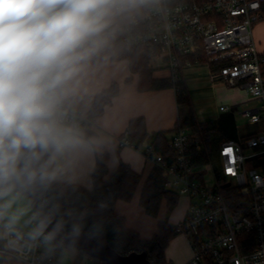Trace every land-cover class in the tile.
<instances>
[{"label":"built area","instance_id":"obj_1","mask_svg":"<svg viewBox=\"0 0 264 264\" xmlns=\"http://www.w3.org/2000/svg\"><path fill=\"white\" fill-rule=\"evenodd\" d=\"M262 20L261 0H131L110 18L98 39L107 47L121 42L128 53L149 55L150 63L160 61L174 83L183 79L186 67L202 62V54L208 64L226 62L210 72V81L246 88L260 104L243 108L241 115L257 124L264 122V58L254 27ZM63 112L67 124L85 130L84 116L64 105ZM246 135L243 141L222 140L218 149L223 184L247 196L246 212L228 204L213 166L214 183H206L201 167L212 163H194L195 151L203 144L189 127L169 136L174 150L170 158L151 143L136 145L127 131L116 138L119 147L133 146L159 166L167 188L190 198L187 214L176 224L192 247L191 258L182 264H264V126ZM41 245L0 241V264H80L77 259L61 260L67 244L58 251H53L54 244L49 250Z\"/></svg>","mask_w":264,"mask_h":264},{"label":"clouds","instance_id":"obj_2","mask_svg":"<svg viewBox=\"0 0 264 264\" xmlns=\"http://www.w3.org/2000/svg\"><path fill=\"white\" fill-rule=\"evenodd\" d=\"M131 0H0V241L51 244L61 224L29 198L82 146L63 103L110 18Z\"/></svg>","mask_w":264,"mask_h":264},{"label":"trees","instance_id":"obj_3","mask_svg":"<svg viewBox=\"0 0 264 264\" xmlns=\"http://www.w3.org/2000/svg\"><path fill=\"white\" fill-rule=\"evenodd\" d=\"M262 1V13L264 15V0ZM264 58V52L262 53ZM202 62H207L208 57L200 56ZM128 59L133 72L139 74V87L141 89H155L167 86L176 88L178 118L171 131H158L153 136L151 145L157 152L167 158L174 154V150L168 144L169 134L180 127H189L195 133L203 146L195 151L194 163L204 165L212 161V155L219 147V143L225 139H238L243 141L248 135H239L235 116L232 112L223 113L218 119L201 121L197 117L192 103L187 84L183 79L175 83L170 78H155L150 67V57L139 51L128 53L120 42L117 45L105 46L99 42L96 50L84 63ZM83 63V64H84ZM226 62L211 61L210 67L216 69ZM264 76V61L261 65ZM118 91L117 83L94 96L86 118V136L90 135V120L101 114L106 104L111 101ZM64 100V107L71 108V101ZM128 137L136 145H140L147 138L145 119L142 116L132 118L129 121ZM220 181V187L227 197V202L234 209L247 211L248 198L237 187H225L221 170L214 168ZM91 188L78 183L61 182L53 183L49 188L37 191L30 199L33 209L43 206L44 211L52 214L53 221H59L61 230L68 234H85L92 238H102L110 246L121 253L133 250L146 251L152 263L170 264L166 259V248L172 238L180 234L176 224L168 221L166 215L158 223V230L150 238L141 237L138 231L128 227L126 218L116 212L115 206L119 199L131 200L139 184L141 174L135 171L125 161L110 170L108 166V153L97 155L96 164L92 172ZM179 194L165 186V177L162 169L155 165L147 176L141 191L140 203L147 214L157 216L163 201L166 202L167 213L177 204ZM54 241L53 251H58L66 243L57 237ZM82 252V251H81ZM91 264H105L102 260L93 258Z\"/></svg>","mask_w":264,"mask_h":264},{"label":"crops","instance_id":"obj_4","mask_svg":"<svg viewBox=\"0 0 264 264\" xmlns=\"http://www.w3.org/2000/svg\"><path fill=\"white\" fill-rule=\"evenodd\" d=\"M254 36L259 51L263 53L264 20L255 25ZM157 62V64L150 63L153 77L169 78V69L160 61ZM198 64L204 65L195 64L183 70V80L189 88L199 120L218 119L223 113L227 112L234 114L233 110L238 104L248 101L249 96L246 88L232 87L223 83L213 84L210 81V72L213 70L210 64L207 62ZM159 73L163 74L159 75ZM204 77L208 78L206 80V83L209 84L207 89L218 97V103L215 107L205 108L200 106V94L203 92H199L196 85ZM112 83H117V93L105 105L103 112L90 120L89 136H86V130H79L82 146L69 155L66 170L58 181L78 183L91 188L93 185L91 175L96 164V158L97 155L103 152L108 153L110 170H113L121 160L129 163L135 171L141 174V178L131 200L119 199L116 202L115 210L125 216L128 227L138 231L141 237L150 238L147 237L148 233L154 234L157 232L159 221L167 213L165 201L162 202L157 216L147 214L144 206L140 203L143 184L155 167V163L133 146L119 147L116 138L124 135L129 121L138 116L144 117L148 133L147 138L141 143L143 148L152 142L153 135L156 132L161 130L171 131L178 118L176 88L167 86L141 89L139 87V74L131 70L128 59L107 60L84 63L81 71L70 85L74 90L67 96L66 100L73 99L71 101L72 109L85 117L94 96L109 88ZM222 105L229 106L230 110H221ZM189 203L190 198L187 195H180L177 204L168 215V221L173 224L181 221L187 214ZM163 204L164 208H162ZM181 244L180 237L175 236L170 240L165 254L166 259L171 263L182 264L191 258V245L185 246L183 244L184 246H181Z\"/></svg>","mask_w":264,"mask_h":264},{"label":"rangeland","instance_id":"obj_5","mask_svg":"<svg viewBox=\"0 0 264 264\" xmlns=\"http://www.w3.org/2000/svg\"><path fill=\"white\" fill-rule=\"evenodd\" d=\"M196 65L203 66L204 64H196ZM161 74H163V73H159V75H161ZM206 76H207V71H206ZM207 79L208 78L204 77V79H202V81L198 85H196V87L199 88L198 91L203 92L202 94H200V96H201V102H200L201 105L200 106L205 107V108L206 107H215L216 104L218 103L217 102L218 97L215 96L214 93L209 91V89H207V87L209 86V84L206 83ZM206 89H207V91H206ZM247 92H248L247 94L249 96L247 99L248 101H246V103H243V104H238L233 110L237 129H238L240 136L246 135L248 133H252L255 131H259L264 126L263 122L257 123V124H251V123H249V121L246 118H244L241 115V111L243 110V108H250V107H253V106L260 104V102L257 99H254L251 96V94L248 90H247ZM211 163H212V165L210 164V166L204 165L201 167V170H203V172L206 175L205 180H206V183L208 185H212L214 183L213 167L221 170V161H220L219 155H218V146L216 147V151L212 155ZM162 208H164V204L162 205ZM169 213H166V215H169ZM148 234L149 235L147 237H151L153 233H148ZM177 237L181 238V243H182L181 246H184V245L187 246L188 244L190 245L189 239H188L187 235H185L184 233L178 234ZM53 244H54V241H52L51 244H47V245L43 244V245H41V249L49 250L53 246ZM60 258L64 263H72L74 260L77 259V260H79L80 264H91L92 260H93V257H91L90 255H87L86 253L81 252L80 250L76 249L74 246L68 245V244L66 246V250L60 252ZM170 264H175V263L170 262Z\"/></svg>","mask_w":264,"mask_h":264},{"label":"water","instance_id":"obj_6","mask_svg":"<svg viewBox=\"0 0 264 264\" xmlns=\"http://www.w3.org/2000/svg\"><path fill=\"white\" fill-rule=\"evenodd\" d=\"M228 185V183H227ZM61 242L102 260L105 264H152L146 251L133 250L121 253L102 238H92L85 234H68L59 230L56 236Z\"/></svg>","mask_w":264,"mask_h":264}]
</instances>
